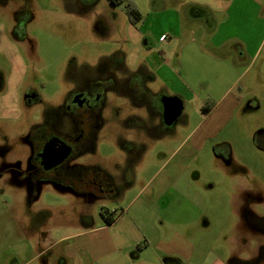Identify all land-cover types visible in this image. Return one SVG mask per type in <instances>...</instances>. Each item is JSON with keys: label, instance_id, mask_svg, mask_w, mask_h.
Wrapping results in <instances>:
<instances>
[{"label": "rangeland", "instance_id": "374dc122", "mask_svg": "<svg viewBox=\"0 0 264 264\" xmlns=\"http://www.w3.org/2000/svg\"><path fill=\"white\" fill-rule=\"evenodd\" d=\"M12 1L4 7L0 0V79L4 85L0 90V144L4 146L5 135L12 138L11 158L26 151L24 143L13 139L39 122L49 105L64 102L72 83L67 70L73 64L95 66L99 60L120 54L129 69L138 71L143 66L155 73L154 80L145 82L151 88L163 86L170 95L178 86L185 91L181 93L179 122L159 137L147 140L142 131L124 128L123 133L135 132L147 140V146L130 174L132 184L116 185L119 193L112 197L86 200L49 184L42 185L39 196L31 200L25 185L15 184L17 179L11 183L0 170V264H57L55 258H34L35 249L41 250L44 232L49 231L55 239L74 232L83 227L82 215L102 223L101 209L108 208L117 216L133 199L136 229L156 236L159 226L164 235L171 226L195 243L199 254L188 264L198 260L206 264L214 258L233 264L235 259L257 255L263 239L244 222L243 205L245 193L251 191L263 200L251 208L264 214V0L245 1L243 29L231 24L232 19L220 31L198 30V51L188 53L190 46L184 50L182 60L189 72L181 70L173 89L163 83L165 73L163 69L159 72V67L168 59L167 49L178 53L180 42L166 48L159 37L180 35L175 29L186 12V0H129L142 14L136 21L126 2L114 5L109 0H79L85 8L67 11L64 0H34L24 13L15 14ZM255 4L262 9L259 17ZM188 32L184 29L183 39L189 38ZM214 34L217 42L234 37L245 45L234 42L215 49L206 41ZM237 80L229 94L241 98L234 116L200 149L184 144L203 118L202 108H212ZM28 88L39 96L30 106L23 103ZM112 134L105 133L107 138L99 142L97 151L98 157L108 161L122 155ZM216 149L226 151L229 160L217 156ZM3 160L0 158V165ZM118 230L122 232L120 227Z\"/></svg>", "mask_w": 264, "mask_h": 264}, {"label": "flooded vegetation", "instance_id": "af4514ba", "mask_svg": "<svg viewBox=\"0 0 264 264\" xmlns=\"http://www.w3.org/2000/svg\"><path fill=\"white\" fill-rule=\"evenodd\" d=\"M9 1L4 0V7L8 6ZM32 2L35 3L34 0H13L12 12L24 13ZM80 2L64 0V7L67 11H81L86 5ZM67 73L72 83L64 102L57 106L49 105L39 122L25 135L20 134L13 139L20 145H26L23 156L19 153L10 157L12 138L9 136L3 138L4 146L0 144V158L4 159L0 170L6 172L7 180L11 183L17 179L15 184L25 185L31 200L39 196L42 185L49 184L86 200L112 197L116 190L109 185L132 184L130 174H133L136 161L146 150L147 140L159 137L177 124L181 117L171 125L164 123L163 99L171 95L165 92L163 86L151 88L145 84L152 75L143 70L129 69L120 54L99 60L95 66L78 67L73 64ZM3 87L0 79V90ZM24 94L23 103L28 106L39 101L38 94L31 88L26 89ZM127 104L129 107L125 112ZM124 128L128 131L140 130L148 139L138 138L135 132L123 133ZM106 132L113 133L111 138L122 153L120 157H110L109 161L97 156L99 142L107 138ZM49 140H53L56 147L61 146V142L66 143L70 152L59 163L46 167L49 162L44 156V147ZM216 150L217 156L229 160L226 151ZM245 194L244 222L263 240L258 246L257 255L241 261L235 259L233 264H261L264 263V214H257L251 205L263 200L251 191ZM85 219L82 215L81 221Z\"/></svg>", "mask_w": 264, "mask_h": 264}, {"label": "crops", "instance_id": "0c3cea01", "mask_svg": "<svg viewBox=\"0 0 264 264\" xmlns=\"http://www.w3.org/2000/svg\"><path fill=\"white\" fill-rule=\"evenodd\" d=\"M245 1L249 0H186V12L184 16L178 18V28L175 29L181 31L180 35L166 36L165 39H161L162 35L159 37V42L164 43L166 48L167 46L170 47L169 44H172L173 47L175 42H180L178 53L167 49L170 52L168 59H165L159 67V72L163 69L162 73H165L162 77L166 87L171 89L175 87L174 79H179L178 75H180L181 70L189 72L188 67L183 63L182 55L189 46L190 48L186 49L188 53L198 51V47L195 45L197 42L195 35L198 30L214 29L220 31L223 26H228L232 19L234 21L231 24H235L241 29L244 28L242 15L244 14ZM257 4L259 3L257 2ZM257 4L255 7L257 17H259L262 9ZM233 15H237V17L234 18ZM219 19L220 22L217 23ZM184 29L189 31L188 35L190 36L187 39H183ZM167 38L171 40L166 43ZM206 41L215 49L224 48L234 42L239 43L240 46L245 45L243 40L234 37H226L221 42H217L215 34ZM143 44L148 46L146 40H143ZM202 47L204 48L201 44ZM210 54L220 58L214 53L210 52ZM215 65L218 66L217 63ZM149 71L151 74V69ZM155 72L157 73V71ZM152 74L155 73L152 72ZM237 85L238 80L227 87L226 94H223L209 112L203 115V118L184 140V144L190 143L193 148L200 149L203 143L213 137L224 123L226 124L234 116L236 107L241 103V98L236 94L231 96L229 94ZM175 88L178 89L173 90L175 94L171 92L172 95H178L182 99L181 93L185 91L184 88L182 86ZM133 202L134 199L128 203L125 209H121L117 216H113L114 221L110 224H107L104 218L102 223H99L94 217L87 216V219L82 221L83 227L74 232L61 234L56 239L49 231L44 232L43 238L39 242L41 250L35 249L36 256L34 258L42 256H46L48 260L55 258L57 264H188V260H193L197 253L199 254L196 251L195 243L180 230H172L171 226L170 232L166 235L162 234L159 226V233L156 236L136 229L134 208L131 210ZM145 206L150 207L151 204L146 203ZM127 222L130 223L127 224ZM166 222L171 225L170 218L167 217ZM117 227H120L122 232ZM133 229L137 231L133 232ZM53 239L54 241H52ZM191 264H202V262L198 260ZM206 264L226 263L214 258Z\"/></svg>", "mask_w": 264, "mask_h": 264}, {"label": "water", "instance_id": "95a60500", "mask_svg": "<svg viewBox=\"0 0 264 264\" xmlns=\"http://www.w3.org/2000/svg\"><path fill=\"white\" fill-rule=\"evenodd\" d=\"M164 110L163 120L166 125L173 124L183 111V100L177 95H171L163 99ZM70 152V147L61 142V146L56 147L53 140H49L44 147V156L49 162L46 167H51L62 161ZM47 163V162H46Z\"/></svg>", "mask_w": 264, "mask_h": 264}, {"label": "trees", "instance_id": "16d2710c", "mask_svg": "<svg viewBox=\"0 0 264 264\" xmlns=\"http://www.w3.org/2000/svg\"><path fill=\"white\" fill-rule=\"evenodd\" d=\"M112 4H114V5H117V4H119V3H122V2H126L127 3V7H128V12H129V14H130V17L133 19V21H136V20H139L141 17H142V14H141V12L135 7V6H133V4H132V2L131 1H129V0H109ZM112 56V55H111ZM110 57V56H109ZM108 57V58H109ZM122 58H123V60H124V63H125V57H123V55H122ZM126 64V63H125ZM128 67V66H127ZM141 71V70H146V71H148V69H146V68H144L143 66H140L139 68H138V71ZM151 79L152 80H154L155 79V75H153L152 74V77H151ZM209 110H210V108L208 107V106H204L203 108H202V111H203V113H208L209 112ZM141 158V157H140ZM110 187H113L115 190H116V192H115V194H118L119 193V191H118V186H116V185H109ZM129 185H127V187H128ZM114 194V195H115ZM112 212V214L109 212V210H108V208L107 209H101V211H100V214L102 215V217L104 218V221L107 223V224H110V223H112L113 221H114V214H113V211H111Z\"/></svg>", "mask_w": 264, "mask_h": 264}, {"label": "built area", "instance_id": "2783aa9c", "mask_svg": "<svg viewBox=\"0 0 264 264\" xmlns=\"http://www.w3.org/2000/svg\"><path fill=\"white\" fill-rule=\"evenodd\" d=\"M165 37H166V35H162V36H161V39H165Z\"/></svg>", "mask_w": 264, "mask_h": 264}]
</instances>
